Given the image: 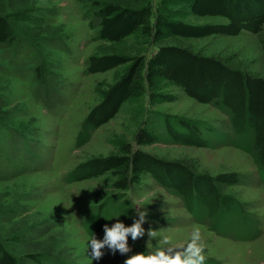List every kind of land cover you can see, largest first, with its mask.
<instances>
[{"label":"rangeland","instance_id":"1","mask_svg":"<svg viewBox=\"0 0 264 264\" xmlns=\"http://www.w3.org/2000/svg\"><path fill=\"white\" fill-rule=\"evenodd\" d=\"M105 2L133 9L149 4L153 17L164 9L171 19L189 24L226 22L221 17L193 16L186 5L172 0L168 4H160L161 0H0V15L10 19L17 39L11 47L0 46V238L17 257L23 249H35L54 252L59 264H116L115 256L121 251L107 244L100 249L101 259H91L89 242L94 235L103 242L105 226L111 230L117 223L124 228L140 223L143 235L133 240L128 234L127 247L142 245L151 255L185 251L191 232L200 227L206 243L205 264H264V184L251 155L237 148L223 111L157 82L125 102L112 120L90 133L86 143L76 144L100 93L125 69L123 65L89 74L90 56L148 58L158 45H177L262 76L264 51L259 39L264 37V25L259 36L242 32L184 39L164 33L154 42L136 32L109 43L97 39L99 27L92 14L96 3ZM161 95L171 96L172 101ZM155 113L202 124L203 137L211 145L155 143L139 148L158 158L183 161L211 176L238 174L241 182L222 185L221 192L232 196L251 221L256 220V235L224 236L210 230L208 221L196 223L178 197L146 174L111 206L109 199L120 191L112 188L110 173L73 183L65 180L66 173L84 160L117 153L121 142L132 143L139 128L164 137ZM98 206L103 208L97 210ZM97 213L113 216L103 221L101 230L88 232L84 225ZM150 231L155 235L150 236Z\"/></svg>","mask_w":264,"mask_h":264},{"label":"trees","instance_id":"2","mask_svg":"<svg viewBox=\"0 0 264 264\" xmlns=\"http://www.w3.org/2000/svg\"><path fill=\"white\" fill-rule=\"evenodd\" d=\"M169 2L171 0H161L160 4ZM172 2L186 5L193 16L221 17L226 22L189 24L171 19L164 9L157 11L153 17L149 4L133 9L112 2L96 3L95 13L92 14L99 27L97 39L116 43L139 32L157 42L164 33L176 38L201 39L214 35L237 36L242 32L259 36L263 31L264 0ZM259 41L264 51V37ZM16 42L10 19L0 15V46L11 47ZM87 63L89 74L104 73L123 65L125 69L114 83L100 93V101L88 112L82 136L76 139L78 146L87 142L93 130L112 120L125 102L141 96L145 86L152 88L157 82H165L177 87L195 102L211 104L228 115L233 136L239 143L237 148L251 155L257 175L264 184V66L263 75L257 76L216 56L202 55L177 45H158L148 58L144 55H92ZM161 98L172 101L171 96L161 95ZM155 115L164 127V137L139 128L132 142L137 148L131 142H121L117 153L84 160L66 174V180L73 183L110 173L112 188L120 191L109 199L111 206L123 198L125 193L122 192L130 190L138 182L140 175L146 174L160 188L178 197L196 223L205 224L208 221L210 230L219 235L242 238L256 235V220L251 221L232 196L221 192L222 185L233 186L241 182L238 174L211 176L207 172H198L183 161L158 158L139 148L155 143L198 148L211 145V141L203 137L205 127L202 124L164 113ZM102 208L98 206L97 210ZM112 216L97 213L84 227L88 232L101 230L103 221ZM93 223L96 225L90 228ZM19 224L15 223V226ZM48 251L23 249L17 257L0 238V264H53L56 260L54 252ZM138 254L151 255L140 245L117 253L116 264H125L126 260ZM55 264H59L57 260Z\"/></svg>","mask_w":264,"mask_h":264},{"label":"clouds","instance_id":"3","mask_svg":"<svg viewBox=\"0 0 264 264\" xmlns=\"http://www.w3.org/2000/svg\"><path fill=\"white\" fill-rule=\"evenodd\" d=\"M143 219V214H141ZM105 239L103 242L95 239V235L89 242L91 249V259L99 260L102 257L100 249L107 244L110 248H118L122 253L129 251L127 247L126 237L131 234L133 240L143 235L144 230L141 228L140 223H135L130 228H124L123 224L117 223L111 230L105 226ZM150 236L155 235L154 232H149ZM165 243H169L165 239ZM181 247L184 245L181 244ZM206 243L203 242V236L200 227H195L191 232L190 241L186 244L185 251L177 252L174 257L165 255L163 251H158L155 255L145 256L138 254L125 261V264H205Z\"/></svg>","mask_w":264,"mask_h":264}]
</instances>
